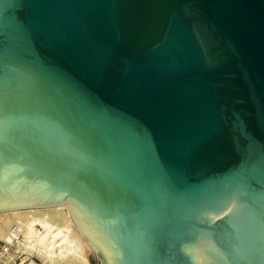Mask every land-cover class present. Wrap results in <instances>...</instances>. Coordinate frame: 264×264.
Listing matches in <instances>:
<instances>
[{
    "label": "water",
    "instance_id": "1",
    "mask_svg": "<svg viewBox=\"0 0 264 264\" xmlns=\"http://www.w3.org/2000/svg\"><path fill=\"white\" fill-rule=\"evenodd\" d=\"M63 202L87 264H264V0H0V215Z\"/></svg>",
    "mask_w": 264,
    "mask_h": 264
},
{
    "label": "bare ground",
    "instance_id": "2",
    "mask_svg": "<svg viewBox=\"0 0 264 264\" xmlns=\"http://www.w3.org/2000/svg\"><path fill=\"white\" fill-rule=\"evenodd\" d=\"M0 238L6 264H13L12 248L34 254L41 264H87L64 202L0 215ZM19 264L36 263L24 256Z\"/></svg>",
    "mask_w": 264,
    "mask_h": 264
},
{
    "label": "rangeland",
    "instance_id": "3",
    "mask_svg": "<svg viewBox=\"0 0 264 264\" xmlns=\"http://www.w3.org/2000/svg\"><path fill=\"white\" fill-rule=\"evenodd\" d=\"M5 242H3V241H1V238H0V250H1V246L4 244ZM21 246V245H20ZM11 251H13L14 252V255L16 256H14L13 257V264H19V263H21L22 262V258L24 257V256H26L27 258H29V259H32L36 264H41V259L39 258V257H37V256H35L34 254L33 255H27V254H25V253H23V252H18L19 251V249H14V248H12L11 249ZM24 255V256H23ZM23 256V257H22ZM24 263V262H23ZM0 264H6L5 263V259H3L2 257H1V255H0Z\"/></svg>",
    "mask_w": 264,
    "mask_h": 264
}]
</instances>
